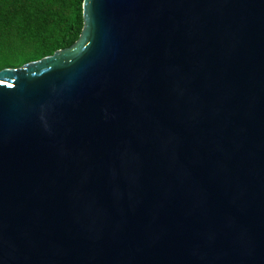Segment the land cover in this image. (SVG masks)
I'll return each mask as SVG.
<instances>
[{
    "label": "water",
    "instance_id": "obj_1",
    "mask_svg": "<svg viewBox=\"0 0 264 264\" xmlns=\"http://www.w3.org/2000/svg\"><path fill=\"white\" fill-rule=\"evenodd\" d=\"M83 15L0 69V264H264V0Z\"/></svg>",
    "mask_w": 264,
    "mask_h": 264
},
{
    "label": "trees",
    "instance_id": "obj_2",
    "mask_svg": "<svg viewBox=\"0 0 264 264\" xmlns=\"http://www.w3.org/2000/svg\"><path fill=\"white\" fill-rule=\"evenodd\" d=\"M84 0H0V69L70 47L84 27Z\"/></svg>",
    "mask_w": 264,
    "mask_h": 264
}]
</instances>
